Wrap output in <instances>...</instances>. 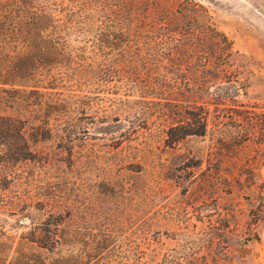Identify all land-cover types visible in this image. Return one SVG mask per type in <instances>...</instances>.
I'll return each mask as SVG.
<instances>
[{
  "label": "rangeland",
  "instance_id": "obj_1",
  "mask_svg": "<svg viewBox=\"0 0 264 264\" xmlns=\"http://www.w3.org/2000/svg\"><path fill=\"white\" fill-rule=\"evenodd\" d=\"M180 2L231 42L243 84L228 116L217 124L209 105L205 134L183 135L196 124L182 117L199 110L179 104V40H92L89 12L59 43L88 75L59 90L68 104L49 121L52 136H24V152L28 141L40 158L12 161L10 126L0 122V237L40 226L46 197L48 213L88 245L108 240L92 264H264V0H166ZM69 11L81 20L82 10ZM39 103L45 125L48 101ZM219 127L227 144L216 155Z\"/></svg>",
  "mask_w": 264,
  "mask_h": 264
},
{
  "label": "trees",
  "instance_id": "obj_2",
  "mask_svg": "<svg viewBox=\"0 0 264 264\" xmlns=\"http://www.w3.org/2000/svg\"><path fill=\"white\" fill-rule=\"evenodd\" d=\"M64 1L83 11L80 21L72 18L75 12ZM144 1L149 9L141 12L138 4ZM187 9L182 2L171 8L166 0H0V122L10 126L12 161L40 158L29 151L28 141H36L43 131L49 136L55 133L49 121L58 118L68 104L59 90L88 75L84 66L72 65L71 52L59 43L69 40L79 22L90 21L89 12L99 28L92 40H179L175 45L179 51V104L199 110L193 117H182L184 124L190 119L196 124L194 130L182 134H205L209 105L215 110L213 120L220 124L228 116L225 110L231 93L242 87L240 71L231 64L234 52L226 36L196 22L186 14ZM43 98L48 101L45 125L39 122L42 116L37 108ZM225 132L216 128V139L209 145L216 155L227 144ZM24 136H30L25 140V152ZM38 202L41 215L47 213L44 221L17 241L0 237V259L7 256L8 249L13 255L7 264H92V257L101 258L99 250L106 248V238H98L91 247L85 234L61 222L60 214L48 213L54 204L50 198Z\"/></svg>",
  "mask_w": 264,
  "mask_h": 264
}]
</instances>
